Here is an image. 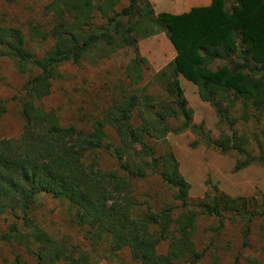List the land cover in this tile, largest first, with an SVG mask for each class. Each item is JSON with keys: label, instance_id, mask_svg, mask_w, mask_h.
<instances>
[{"label": "trees", "instance_id": "trees-1", "mask_svg": "<svg viewBox=\"0 0 264 264\" xmlns=\"http://www.w3.org/2000/svg\"><path fill=\"white\" fill-rule=\"evenodd\" d=\"M118 1L52 0L46 10L55 18L48 32L53 44L40 58L25 48L20 29L0 27V55L11 58L18 72L37 71L23 87L21 134L0 139V220L10 221L0 242H13L23 250L15 254L14 264H28L25 253L34 264H89L88 253L57 243L34 222L33 212L45 195L68 203L74 211L72 222L93 244L107 237L112 251L127 250L138 264L197 263L202 255L192 237L198 213L264 216V211H247L249 201L243 197L219 194L202 202L189 200V185L178 173L173 153L156 154L149 144L177 132L167 122L181 120L184 129L206 144L245 155L238 169L255 160L264 164V158L246 155L243 139L235 132L211 143L202 126L192 124V110L179 83L181 77L194 85L200 100L220 116L221 104L231 95L264 111V0H210L180 14H155L147 0H129L116 12ZM95 10L106 17L105 25L94 27ZM160 32L175 52L157 75L169 101L124 93L90 131L63 127L53 110L35 105L49 95L63 63L78 64L89 54L107 58L123 47L137 53L138 39ZM144 62L136 54L126 67L131 84L140 78ZM4 111L0 105V113ZM101 152L114 159V168L100 165ZM148 173L158 174L175 191L173 199L185 209L176 218L171 208L154 210L135 195V182ZM162 243L164 254L158 252Z\"/></svg>", "mask_w": 264, "mask_h": 264}, {"label": "rangeland", "instance_id": "rangeland-1", "mask_svg": "<svg viewBox=\"0 0 264 264\" xmlns=\"http://www.w3.org/2000/svg\"><path fill=\"white\" fill-rule=\"evenodd\" d=\"M51 1L0 0V27L20 29L25 48L39 58L53 44L48 32L55 18L52 11L46 10ZM147 1L155 14H180L206 2ZM128 4L129 0H119L114 10L119 12ZM91 21L94 27L105 25L106 17L95 10ZM173 53L171 44L160 32L138 39L137 53L132 47H123L107 58L89 54L78 64L63 63L58 67L61 77L52 81L49 95L35 105L46 111L53 110L63 127L73 125L90 131L92 123L124 93L132 91L157 101H169L157 75L173 60ZM136 54L145 62L141 65L140 78L131 84L125 69L132 65ZM36 74L34 69L18 72L11 58L0 55V105L5 109L0 113V139L16 138L21 134L24 125L21 115L25 100L23 87ZM179 83L187 106L192 110V124L201 125L211 143L235 132L243 139L242 149L249 158H264V111H256L249 103L246 105L231 95L228 102L221 104L224 112L220 116L213 106L200 100L194 85L181 77ZM167 123L177 132L169 133L163 140H150L149 144L156 154L173 153L178 173L189 185V200L202 202L205 197L223 194L247 199L249 212L264 211L263 163L255 160L238 169L237 164L244 163L245 155L235 150L223 153L215 145L206 144L189 129H184L181 120ZM99 160L102 167L114 168L115 161L107 153L101 152ZM174 192L156 173H148L146 178L135 182V195L141 202H148L154 210L171 208L172 216L176 218L185 209L173 199ZM73 212L67 202L45 195L40 196L33 218L57 243L68 248L75 246L88 253L89 264H138L127 250L112 251L107 237L93 244L85 231L72 222ZM242 213L245 212L222 213L220 217L198 213L192 240L202 256L195 264H247V260L264 264V216L243 217ZM9 223V220H0V234L7 232ZM158 252H166L165 243L159 246ZM17 253L21 254L23 250L15 243L0 242V264H14ZM23 258L28 264H34L26 253ZM174 264L190 263L176 261Z\"/></svg>", "mask_w": 264, "mask_h": 264}, {"label": "crops", "instance_id": "crops-1", "mask_svg": "<svg viewBox=\"0 0 264 264\" xmlns=\"http://www.w3.org/2000/svg\"><path fill=\"white\" fill-rule=\"evenodd\" d=\"M209 3H210V0H206V2L203 5H208ZM199 6H201V5H199ZM173 54H174L173 56H175V52Z\"/></svg>", "mask_w": 264, "mask_h": 264}]
</instances>
